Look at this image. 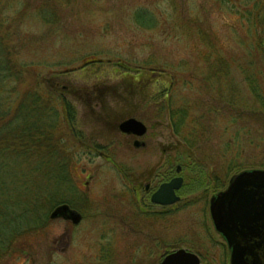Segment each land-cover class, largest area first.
Segmentation results:
<instances>
[{
	"label": "rangeland",
	"instance_id": "374dc122",
	"mask_svg": "<svg viewBox=\"0 0 264 264\" xmlns=\"http://www.w3.org/2000/svg\"><path fill=\"white\" fill-rule=\"evenodd\" d=\"M263 15L264 0H0V34L27 71L16 97L32 89L52 99L21 119L40 131L57 121L53 134L64 133L68 155L45 226L0 237V264H159L178 248L198 254L200 264H228L209 215L212 189L186 188L178 203L159 207L145 186L177 165L187 183L189 145L205 171L225 175L223 185L234 168L264 165ZM136 67L139 75L127 71ZM178 112L186 114L180 132ZM130 117L145 124L143 136L118 129ZM236 131L243 135L227 146ZM59 205L68 218L50 216Z\"/></svg>",
	"mask_w": 264,
	"mask_h": 264
},
{
	"label": "trees",
	"instance_id": "16d2710c",
	"mask_svg": "<svg viewBox=\"0 0 264 264\" xmlns=\"http://www.w3.org/2000/svg\"><path fill=\"white\" fill-rule=\"evenodd\" d=\"M3 20L4 18L0 16V28ZM258 46L261 47L260 44ZM12 49L6 33L0 34V237L7 236L4 240H8L10 236H20L28 232H34L45 226V223L41 224L42 218L45 216L43 211L49 210L57 204L56 195L59 194L60 188L65 182L68 156L62 144L64 133L57 138L53 134L57 121H46L45 125L41 126L49 125L50 129L40 131L37 128L40 125H36L33 121L29 122L26 119H21V114L27 113L28 109L29 111L43 110V107L46 109L52 104V99L41 96L38 91L32 89L27 90L22 98L16 97L17 85L22 82L20 77L27 71L14 60ZM262 52L264 51L262 50ZM140 69V67L129 68L127 71L139 75ZM228 72L229 66L225 65V74H228ZM253 82H251V88L256 97L262 96L260 86L254 85ZM11 83H14V85L12 86ZM144 83H146L145 80L141 79L139 81V85ZM15 103L17 107H13ZM67 113L69 114L66 115V120L71 126L74 121L73 115L70 116L71 111ZM173 116L176 117L175 130L180 132L184 126L186 114L178 112L173 113ZM235 119L232 118V121H236ZM21 120L28 121V124L26 123L22 127L19 126ZM53 124L55 125L53 126ZM241 135H243L242 131H236L227 146L237 144L238 137ZM188 147V151L183 149L185 157L182 161L187 164L184 169L189 172L190 177L184 189L187 188V192H194L203 188L206 192L210 189L217 191V189L222 188L225 175L223 177L210 169V171H205L206 167L203 160L197 157L193 158L191 156V151H193L191 145ZM240 153L241 150H237L236 155ZM33 156H36L38 160L35 164L36 168L32 167L33 164L28 163V161L35 159ZM232 162L229 161L232 164L229 168L235 167ZM24 164H26L25 167H23ZM235 164H237L236 161ZM41 165L45 169L39 172L41 177L37 178V176H34V174H37L34 171L40 168ZM18 167L27 168V173H24L26 175H19L13 171ZM244 168L264 169V165L258 164ZM241 169L234 168L233 170L237 172ZM173 172L174 170L170 169L165 177L168 178ZM214 182H216V185ZM52 188L53 190H51ZM31 213H35V219L37 220L35 224L27 223L31 222L29 216Z\"/></svg>",
	"mask_w": 264,
	"mask_h": 264
},
{
	"label": "water",
	"instance_id": "95a60500",
	"mask_svg": "<svg viewBox=\"0 0 264 264\" xmlns=\"http://www.w3.org/2000/svg\"><path fill=\"white\" fill-rule=\"evenodd\" d=\"M264 19V17H263ZM125 134L143 136L147 128L130 117L118 124ZM181 166H176L180 172ZM183 178L176 176L160 184L151 195L153 203L171 205L179 201L176 190ZM209 211L215 227L231 248L230 264H264V169H247L233 174L225 189L209 200ZM52 218H68L67 205L57 206ZM159 264H200L199 257L184 248L167 253Z\"/></svg>",
	"mask_w": 264,
	"mask_h": 264
},
{
	"label": "flooded vegetation",
	"instance_id": "af4514ba",
	"mask_svg": "<svg viewBox=\"0 0 264 264\" xmlns=\"http://www.w3.org/2000/svg\"><path fill=\"white\" fill-rule=\"evenodd\" d=\"M262 46V45H261ZM132 136H134V135H132ZM176 176H180V177H182L183 178V182H182V185H181V187L179 188V189H177L176 190V194L180 197V200H181V196H183L182 195V191H183V189H184V186H185V184H186V181H185V178H184V176H182V171H180V173H176V171L174 170V172L172 173V174H170V176L168 177V178H166L165 177V174H163V176L161 177V179H159V181L157 182V184L154 186V187H150L149 186V188H146V186H145V192H147L146 193V195H147V199H148V201L150 202V203H152V204H154V205H156V206H159V207H171V206H173V205H161V204H158V203H153V202H151V199H150V197H151V195L158 189V187L160 186V184L161 183H163V182H166V181H169L170 179H172V178H174V177H176ZM228 181H229V179H228ZM228 181H227V183L225 184V185H223L222 186V188H220V189H217V191H214V192H212V194H211V196H213L214 194H216L217 192H219L220 190H223V189H225L226 187H227V185H228ZM148 187V186H147ZM150 189V190H149ZM211 196H210V198H211ZM210 198H209V200H210ZM179 200V201H180ZM178 201V202H179ZM178 202H176V203H178ZM143 203H145V202H143ZM175 203V204H176ZM208 208H209V202H208ZM142 209V208H141ZM143 211V210H142ZM146 213V212H145ZM209 215H210V211H209ZM210 219H211V222H212V225H213V227H214V224H213V221H212V218H211V215H210ZM214 229H215V227H214ZM216 231V230H215ZM217 232V231H216ZM262 232H264V228H262ZM222 238H223V240H224V242H225V247H226V249H227V251H228V264H230V254H231V248L229 247V245H228V242L226 241V239H224V237L219 233V232H217ZM199 256V255H198Z\"/></svg>",
	"mask_w": 264,
	"mask_h": 264
}]
</instances>
